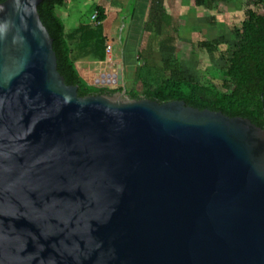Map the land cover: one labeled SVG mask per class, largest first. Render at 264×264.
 <instances>
[{
    "label": "water",
    "instance_id": "95a60500",
    "mask_svg": "<svg viewBox=\"0 0 264 264\" xmlns=\"http://www.w3.org/2000/svg\"><path fill=\"white\" fill-rule=\"evenodd\" d=\"M42 1L0 3V264H264V126L79 95Z\"/></svg>",
    "mask_w": 264,
    "mask_h": 264
},
{
    "label": "trees",
    "instance_id": "16d2710c",
    "mask_svg": "<svg viewBox=\"0 0 264 264\" xmlns=\"http://www.w3.org/2000/svg\"><path fill=\"white\" fill-rule=\"evenodd\" d=\"M3 1L0 0V3ZM68 1L43 0L38 5L41 20L53 39L59 72L67 84L78 86L79 95L121 92L123 87L91 85L79 73L72 58V46L65 36L64 22L56 12L57 7ZM217 1L234 4L235 11L242 14V19L231 27L230 35L234 36L236 43L224 66L218 70L205 71L199 81L186 73L179 54L174 58L162 56L156 63L144 57V50H148L149 55L156 51L153 36H163L155 41L161 52L165 46L162 41L172 40L176 35L170 33L168 27L177 30L164 8L158 10L150 4L144 17V29L148 32L152 30V33L149 32L145 48L137 52L132 83L125 86L126 94L131 99L149 98L160 103L184 100L186 104L199 109L208 108L229 116L247 117L256 125L264 126V0H248L246 5L243 0H193L194 7L203 10V16L209 14L213 25H216L217 20L209 10L213 8V2ZM130 7L134 14V1ZM93 12L96 13L94 24L82 27L88 31L89 38L98 39L108 13L101 3L94 6ZM233 16H236L235 13ZM224 42L223 38L202 39L197 46L207 54H212Z\"/></svg>",
    "mask_w": 264,
    "mask_h": 264
},
{
    "label": "rangeland",
    "instance_id": "374dc122",
    "mask_svg": "<svg viewBox=\"0 0 264 264\" xmlns=\"http://www.w3.org/2000/svg\"><path fill=\"white\" fill-rule=\"evenodd\" d=\"M105 5L108 13L109 34L118 40L121 45L122 58L119 59L120 67L123 72L124 62L135 64L137 52L145 48L149 34L144 29V16L147 13L148 5H152L158 10L164 8L172 17L171 22L176 25L177 30L173 31L169 26L170 33H176L172 40H163L162 51H158L156 42L163 37H152L156 51L150 55L148 50L143 51V56L156 63L163 57L174 58L179 54L182 59L183 67L187 74L195 76L199 81L205 71L218 70L224 66L226 59L230 57L236 39L230 35L233 24L242 19L240 11H235L234 4H227L224 1L213 2L210 14L215 16L216 25L212 24L209 14L203 16L201 8L194 7L193 0H94ZM135 3V12L131 10V3ZM248 0H243L245 3ZM89 7L88 9H90ZM123 12L120 14V10ZM235 13L236 16H233ZM134 25V26H133ZM151 25L149 26V29ZM165 27V26H164ZM167 30V28H166ZM152 33V30L151 32ZM224 39L225 42L219 46L218 51L207 54L197 46L202 39ZM156 41V42H155ZM161 44V45H162ZM125 46V47H124ZM158 51V52H157ZM135 66L127 68V80H120L126 94L125 86L132 83ZM131 70V71H130ZM128 83V84H127ZM130 83V84H131ZM98 86H106L98 84ZM130 86V85H129Z\"/></svg>",
    "mask_w": 264,
    "mask_h": 264
},
{
    "label": "crops",
    "instance_id": "0c3cea01",
    "mask_svg": "<svg viewBox=\"0 0 264 264\" xmlns=\"http://www.w3.org/2000/svg\"><path fill=\"white\" fill-rule=\"evenodd\" d=\"M96 4L99 2L94 0H69L57 7L56 12L64 22L65 36L72 46V58L81 76L91 85L98 86V83L111 88L122 87L120 80L125 79L127 68L134 66V63L124 62L122 72L119 63L122 58L121 45L109 34L108 19L103 21V32L98 39L89 38L88 31L82 27L94 24L91 16ZM122 12L121 9L120 14Z\"/></svg>",
    "mask_w": 264,
    "mask_h": 264
},
{
    "label": "clouds",
    "instance_id": "9594fccd",
    "mask_svg": "<svg viewBox=\"0 0 264 264\" xmlns=\"http://www.w3.org/2000/svg\"><path fill=\"white\" fill-rule=\"evenodd\" d=\"M7 25L6 24H0V34L4 33L6 31Z\"/></svg>",
    "mask_w": 264,
    "mask_h": 264
},
{
    "label": "built area",
    "instance_id": "2783aa9c",
    "mask_svg": "<svg viewBox=\"0 0 264 264\" xmlns=\"http://www.w3.org/2000/svg\"><path fill=\"white\" fill-rule=\"evenodd\" d=\"M92 19H95L96 18V13H93L92 16H91Z\"/></svg>",
    "mask_w": 264,
    "mask_h": 264
}]
</instances>
